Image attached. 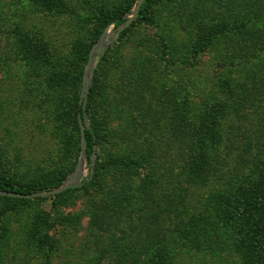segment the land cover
Wrapping results in <instances>:
<instances>
[{
    "label": "rangeland",
    "instance_id": "obj_1",
    "mask_svg": "<svg viewBox=\"0 0 264 264\" xmlns=\"http://www.w3.org/2000/svg\"><path fill=\"white\" fill-rule=\"evenodd\" d=\"M131 1L123 18L137 0H0V175L26 185L80 184L88 177L73 122L87 77L84 49L101 13L119 12ZM229 1L158 0L153 22L137 21L120 40L112 39V23L105 27L90 71L86 127L107 139L100 160L124 155L140 168L110 167L95 188L64 193L54 202L53 196L32 197L11 209L3 199L8 196L0 195V264H44L47 248L36 245L43 219L52 244L49 264H128L138 252L135 264H153L143 256L170 241L169 222L177 211L191 204L199 209L198 198L211 185L222 189V181L213 180L182 196L170 186H179L181 178L184 116L196 121L231 69L235 79L247 74V29L233 33L225 25L229 31L219 33L223 23L234 22ZM23 40L42 54L33 55ZM224 118L219 129L238 143L253 137L250 121L231 130L236 118Z\"/></svg>",
    "mask_w": 264,
    "mask_h": 264
},
{
    "label": "trees",
    "instance_id": "obj_2",
    "mask_svg": "<svg viewBox=\"0 0 264 264\" xmlns=\"http://www.w3.org/2000/svg\"><path fill=\"white\" fill-rule=\"evenodd\" d=\"M158 0H144L137 12L136 18L128 27L120 30L116 36L120 40L126 36L130 27L137 21L152 23L151 12ZM235 8L234 22L230 26L223 23L219 33L228 32L229 26L235 30L247 29V36L243 44L247 45V74L239 79L231 77L224 79L219 85L217 95L210 98L209 103H204L198 119L191 123L190 118L184 116V129H180L181 171L177 182L171 184L177 193H183L190 189L209 186L211 181L219 183L221 188L210 186L208 194H202L198 198V207L190 205L183 210H178L169 222V232L172 233L170 241H164L156 249L150 248L148 254H144L146 261L153 264H264V60L259 65L258 54L264 52V0H232L229 1ZM133 1L119 12H102L99 28L84 49L83 64L87 61L91 46L97 41L101 32L109 24L114 29L123 25L128 12L133 6ZM238 32V33H239ZM213 35H208L205 40V48H208ZM23 45L28 46L33 55L40 53L32 42L23 40ZM242 43V41L240 42ZM165 53H161L162 60ZM164 58V59H163ZM170 64L165 59L163 63ZM166 71V67H164ZM80 69L77 80L82 79ZM92 76V75H91ZM94 80V79H93ZM259 81V82H258ZM92 88L90 92H92ZM261 96V97H260ZM77 98L74 102L73 122L77 132L80 150V134L77 122V114L83 116L81 104ZM209 104V105H207ZM86 115V110H85ZM232 114L236 121H231V130L239 129L245 125V120L250 121L253 127L250 136L243 140H236L230 132L223 133L222 119ZM225 119V118H224ZM253 120V121H252ZM255 120V122H254ZM243 121V122H240ZM189 124V125H185ZM84 153L89 175L79 185H72L65 192L54 195L53 202L60 195L74 191H87L99 185L100 175L110 167L140 168L133 159L128 157H102L99 147L106 143V138L99 135L94 126L84 131ZM258 148V152L255 153ZM238 151L232 155L234 151ZM97 159L93 162L92 157ZM231 155L237 160H230ZM127 158V159H125ZM170 178V177H169ZM181 182H180V181ZM176 182V183H177ZM61 185L60 181H52L49 184L36 183L26 185L15 181L5 175H0V191L32 193L42 190H51ZM226 186V187H225ZM225 187V188H224ZM224 188V189H223ZM175 197V191L172 194ZM1 198V197H0ZM38 198V197H37ZM40 198V197H39ZM45 196L40 199H46ZM9 202V208L13 209L19 202L29 199L3 197ZM195 207V208H194ZM180 214V215H177ZM44 231L36 240V245L47 248L44 264H49V252L52 244L49 241V224L43 219ZM137 257L128 264H135L140 259ZM156 260V261H154ZM186 261V262H185ZM218 261V262H217ZM218 264H221V263ZM149 264V262H146Z\"/></svg>",
    "mask_w": 264,
    "mask_h": 264
},
{
    "label": "water",
    "instance_id": "obj_3",
    "mask_svg": "<svg viewBox=\"0 0 264 264\" xmlns=\"http://www.w3.org/2000/svg\"><path fill=\"white\" fill-rule=\"evenodd\" d=\"M144 0H137V2L134 5V9L132 11V13L127 17V19L125 20V22L123 23V25L117 27V29L115 30L114 34L112 35V39H114L118 32L126 27L129 26V24L136 18L137 16V12L142 4ZM103 35L100 36L99 40L97 42H95L90 50H89V54H88V62H87V66H86V71H87V77L84 79V85H83V90L81 95L79 96V104H81L82 106V110H83V116L80 117L79 114H77V122H78V126H79V134H80V152L82 154L84 153V131L87 128L86 127V117H85V104H86V98H87V93L89 91V82H90V76H91V69L93 68V56L95 54V51L97 50V48L100 46L99 42H101V40ZM105 38H109L108 35L105 36ZM72 185H79V184H72ZM72 185H67V184H62L57 188L48 190V191H37V192H32V193H19V192H3L0 191V195H5L8 197H14V198H19V199H29L32 197H45V196H54L56 194H59L63 191H66L69 187H71Z\"/></svg>",
    "mask_w": 264,
    "mask_h": 264
}]
</instances>
